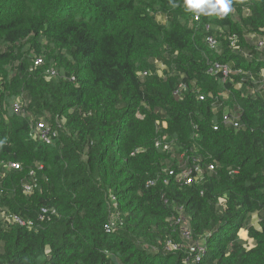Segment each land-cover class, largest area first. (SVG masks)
Segmentation results:
<instances>
[{"label": "trees", "instance_id": "obj_1", "mask_svg": "<svg viewBox=\"0 0 264 264\" xmlns=\"http://www.w3.org/2000/svg\"><path fill=\"white\" fill-rule=\"evenodd\" d=\"M250 35L264 36V0L225 16L184 0H0V211L32 223L0 220V264H264V52ZM39 121L51 144L31 140ZM188 169L196 180L177 181Z\"/></svg>", "mask_w": 264, "mask_h": 264}, {"label": "built area", "instance_id": "obj_2", "mask_svg": "<svg viewBox=\"0 0 264 264\" xmlns=\"http://www.w3.org/2000/svg\"><path fill=\"white\" fill-rule=\"evenodd\" d=\"M236 39L234 37H230L229 41L231 42V48L233 52H239V47L236 44ZM249 40L252 42L255 50L259 53L264 52V36H258V35H250L249 36ZM215 40L212 37H209L207 39V43L209 45V47L211 49L214 50L216 44H215ZM244 57H247L246 54H244ZM34 66H40L42 65V60L39 59H35L34 60ZM163 65H159L160 70H163L164 66ZM208 74L210 75H214V76H221L222 80H225L226 78H228V76L231 74V70L228 66L226 65H221L218 63H212L211 65H209V69H208ZM47 74L50 77H53L55 75V71L54 70H49L47 71ZM158 74L161 75L160 71L158 70ZM260 78L263 79L264 82V70L260 71ZM255 82V81H254ZM262 87L264 88V84H262ZM183 88L182 84H179L178 89L175 91L174 95H178L179 94V90ZM204 98L200 95L199 96V101H203ZM13 110L15 113L19 114L21 113V103L19 100H16L15 103L13 104ZM223 125L225 127H233V128H239L238 122H236V118H233L229 115H224L223 116ZM62 123H64V121H62ZM216 129V128H214ZM56 137V132H52L50 127L44 123L43 121H39L37 123H35L33 126H31V133H30V138L33 141H39L45 144H51L52 138ZM156 147H160L162 148L163 151H170L171 147L168 144H164L161 145L160 143H156L155 144ZM182 156V155H181ZM11 168L13 169H19L20 166L18 164H11L10 165ZM215 170L213 164L208 165L207 168V172H213ZM195 171L197 173H201L199 172V170L196 168ZM235 173V172H234ZM169 176H174V172L171 170L168 172ZM177 181H182L185 184H192L196 178H194L192 176V170L188 169V170H183L179 175H176ZM151 184V183H149ZM24 190L26 193H30L31 192V187L29 185H25ZM44 213L46 212L45 210L43 211ZM0 220L2 223H12V224H16L19 226H25L27 227L29 230L32 228V223H25L23 220H21L20 218H18L17 216H12L7 214L5 211H0ZM184 220H182L183 223ZM182 226V225H181ZM109 226H105V230L108 232L109 231ZM181 236L183 239L185 240H190V234L188 229L185 227V229H183L181 227ZM247 246V242L245 244L244 247ZM248 249V248H247ZM196 251H201V249L196 245H192L189 247V252L191 254L195 253ZM196 261L199 259L198 256H196Z\"/></svg>", "mask_w": 264, "mask_h": 264}, {"label": "clouds", "instance_id": "obj_3", "mask_svg": "<svg viewBox=\"0 0 264 264\" xmlns=\"http://www.w3.org/2000/svg\"><path fill=\"white\" fill-rule=\"evenodd\" d=\"M184 6L204 15L225 16L231 10V0H184Z\"/></svg>", "mask_w": 264, "mask_h": 264}, {"label": "rangeland", "instance_id": "obj_4", "mask_svg": "<svg viewBox=\"0 0 264 264\" xmlns=\"http://www.w3.org/2000/svg\"><path fill=\"white\" fill-rule=\"evenodd\" d=\"M159 21H164V22H165V19H163V18H159ZM162 67H163V66H162ZM163 68H164V67H163ZM159 71H160V73L162 74V70H160V68H159ZM257 223H258V218H257L256 215H253V217H252V219H251V223H250V225H251L252 227H255V228H256ZM181 227H182L183 229H185V221H183ZM242 232H243V231H242ZM244 234H245V232H244ZM242 239L246 240V242H247V246H246V248L251 249V248L254 246L253 243H252V241H251L250 239H247L246 234H245V238H242Z\"/></svg>", "mask_w": 264, "mask_h": 264}, {"label": "crops", "instance_id": "obj_5", "mask_svg": "<svg viewBox=\"0 0 264 264\" xmlns=\"http://www.w3.org/2000/svg\"><path fill=\"white\" fill-rule=\"evenodd\" d=\"M246 234V233H245ZM244 240V239H243Z\"/></svg>", "mask_w": 264, "mask_h": 264}]
</instances>
